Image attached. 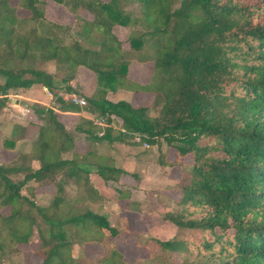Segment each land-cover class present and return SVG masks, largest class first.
<instances>
[{
  "label": "trees",
  "instance_id": "obj_1",
  "mask_svg": "<svg viewBox=\"0 0 264 264\" xmlns=\"http://www.w3.org/2000/svg\"><path fill=\"white\" fill-rule=\"evenodd\" d=\"M53 1L72 22L51 19L49 0H0V128L11 94L56 96L51 106L23 101L37 127L23 146L18 124L0 130V264L34 242L41 264H264V0ZM94 32L96 48L85 44ZM135 62L152 65L146 82L129 75ZM72 109L88 116L69 128L61 111ZM116 142L157 146L156 162L177 168L175 208L160 214L176 227L171 238L138 225L142 176L104 152ZM94 174L120 204L116 224ZM47 185L52 199L38 201ZM122 231L136 234L137 260L116 245ZM87 245L100 246L97 257Z\"/></svg>",
  "mask_w": 264,
  "mask_h": 264
},
{
  "label": "rangeland",
  "instance_id": "obj_2",
  "mask_svg": "<svg viewBox=\"0 0 264 264\" xmlns=\"http://www.w3.org/2000/svg\"><path fill=\"white\" fill-rule=\"evenodd\" d=\"M48 3V15L51 19L68 23L72 22L73 19L71 13H69L61 4L49 0ZM53 4H57L59 7L55 15L52 13ZM129 9L134 10L135 12L140 11V4L133 3L128 6ZM117 32L120 37L124 38L126 36V29L123 27H118ZM93 43L85 42L86 45L91 47H97L99 35L94 32L91 36ZM144 70H142V80L147 81L151 74V64L144 63ZM132 67V65H131ZM133 71V68H131ZM83 83L89 84L93 80V75L88 71L83 72ZM4 78L0 76V82H3ZM54 96L45 89V93L41 91H33L31 93L27 90L21 91L18 94H11V99L7 103L6 107L3 109V114L1 116V128L2 133L10 132L12 124H26L28 121V113L26 106L23 104V101H31L28 98H33L36 100H43L48 105H54L52 99H55V91L52 90ZM72 94L64 93L63 96H71ZM52 97V98H51ZM152 95L145 93H139L138 102L139 104H148L152 100ZM12 98L18 99V102L12 101ZM28 99V100H27ZM28 109V108H27ZM75 111L76 109H72ZM77 111V110H76ZM152 114L155 112L152 111ZM115 124L118 123L115 121ZM118 126V125H117ZM35 131V129H34ZM35 133V132H34ZM33 133V134H34ZM23 134V133H22ZM22 134L20 136H22ZM15 136H19L18 132H15ZM2 136V135H1ZM0 136V140H1ZM34 136V135H33ZM22 138L18 140L17 147L23 146ZM84 147V146H83ZM162 151L166 153L171 152L168 148V145L162 143ZM104 152L111 153L115 157L117 164L121 165L128 171H138L142 176L141 187L135 190L133 197L141 201V215L139 217L141 229L146 231V234L158 237L161 239L171 238L176 227L169 221L164 220L160 214L166 212L169 209H174L175 205L173 201L170 200L168 196H178L179 192L176 188L177 181L173 176H177L178 170L176 167L162 166L156 162V157L159 154L160 150L157 146H149L147 144L143 145H127L123 143H115L112 147H107L104 149ZM6 155L5 158L6 159ZM188 162L191 161V156L186 158ZM187 166H182L186 168ZM123 180H128L131 182L132 179L130 176H126ZM94 184L106 195V202L104 204V210L110 212V220L113 224L117 223V212L120 210V204L115 199L114 193L109 191L104 181L97 175H93ZM173 188V189H172ZM171 189V190H170ZM54 186L47 185L41 188L38 191L37 200L46 202L51 200L53 197ZM95 208H98L97 205H94ZM116 245L118 248L126 255V257L131 260H137L139 254L141 253L142 248L136 243V234L127 233L126 231L120 232L115 238ZM37 247V242H34L28 246L22 248L20 253H14L9 259L5 258L3 261L5 264H41V259L35 254V249ZM87 255L90 257H97L100 253L99 245H87L85 247Z\"/></svg>",
  "mask_w": 264,
  "mask_h": 264
},
{
  "label": "crops",
  "instance_id": "obj_3",
  "mask_svg": "<svg viewBox=\"0 0 264 264\" xmlns=\"http://www.w3.org/2000/svg\"><path fill=\"white\" fill-rule=\"evenodd\" d=\"M143 64H140V63H133L132 64V67H130V71H129V75L131 76V78L135 79V80H138V81H141V82H146L145 80H142V70H144L143 68ZM133 68V71L132 69ZM85 71L84 68L81 69V75L83 76V72ZM87 71V70H86ZM90 73V72H89ZM45 87H39V88H32V89H28L27 92L31 93L33 91H41V93H45ZM59 94L60 95H64V91H59ZM117 95L119 96H122L124 98H131V93L130 92H119ZM139 95V94H138ZM54 96V94L52 93V97ZM24 98H28L30 99L31 101H34V102H39V103H42L44 105H47L45 103V101L43 100H36V99H33V98H29L27 96H23ZM51 97V98H52ZM56 97V96H55ZM65 97V96H64ZM67 97V96H66ZM65 97V99L67 100V98ZM27 99V100H28ZM12 101L14 102H18V99H15V98H12ZM52 102L54 103V105L56 104V100L55 99H52ZM50 106V105H49ZM82 108V107H81ZM80 115H84V116H88L85 111H82V109L80 111H71V110H65V111H61V117L63 119V121L67 124V126L69 128H72L77 120V117L80 116ZM18 124L19 125V128H20V135L22 134V136H20L22 138V140H28L29 138H32L33 135L35 134L34 132L37 130V127L35 125H32V124H29L28 121L26 122V124H19V123H13L12 124V127L13 125H16ZM35 129V131H34ZM11 130V129H10ZM1 133V132H0ZM34 133V134H33ZM1 136V134H0ZM20 138V139H21ZM87 141L84 140V139H81L78 141V147L79 149H84L87 145ZM84 146V147H83Z\"/></svg>",
  "mask_w": 264,
  "mask_h": 264
},
{
  "label": "built area",
  "instance_id": "obj_4",
  "mask_svg": "<svg viewBox=\"0 0 264 264\" xmlns=\"http://www.w3.org/2000/svg\"><path fill=\"white\" fill-rule=\"evenodd\" d=\"M46 90L48 91L49 94L52 95V93L47 88H46ZM67 100L70 101L73 104H76V105L80 106V107H83L87 103L85 97L79 96V95H76V94H72L71 96H69L67 98ZM26 110H27V113H28V109L27 108H26ZM94 120H95V123H97V124H103V122H104V120H100L98 118H95ZM122 130L124 131V129H122ZM134 139L136 141H140L141 137H140V135H135Z\"/></svg>",
  "mask_w": 264,
  "mask_h": 264
}]
</instances>
